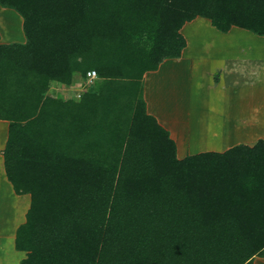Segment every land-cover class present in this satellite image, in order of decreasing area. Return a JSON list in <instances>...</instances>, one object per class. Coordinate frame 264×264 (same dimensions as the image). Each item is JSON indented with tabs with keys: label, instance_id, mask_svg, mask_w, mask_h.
<instances>
[{
	"label": "trees",
	"instance_id": "trees-1",
	"mask_svg": "<svg viewBox=\"0 0 264 264\" xmlns=\"http://www.w3.org/2000/svg\"><path fill=\"white\" fill-rule=\"evenodd\" d=\"M6 179L28 194L20 264H252L264 256V139L176 156L142 77L186 46L182 26L264 36V0H0ZM94 70L78 99L51 94Z\"/></svg>",
	"mask_w": 264,
	"mask_h": 264
},
{
	"label": "rangeland",
	"instance_id": "rangeland-1",
	"mask_svg": "<svg viewBox=\"0 0 264 264\" xmlns=\"http://www.w3.org/2000/svg\"><path fill=\"white\" fill-rule=\"evenodd\" d=\"M21 24L22 18L16 11L0 6V43L23 42ZM212 30H199L202 34L200 39L204 41L199 47L205 55L203 57L205 59L198 65L202 69L200 72L202 78L193 80L191 92V84L187 78L188 72L182 73L181 92L179 93L181 103L176 106L180 107V114L185 117L190 106L189 98H195L193 110L197 111L198 117L206 123L205 130L208 131L211 140L217 141L223 138L228 131L234 130L233 126L235 128L238 121L241 122L239 129L247 131L245 138L247 141L254 139L256 135L264 137V36L237 27H232L226 33L214 27ZM238 61L245 62L247 68L245 74L242 73L240 66L233 65ZM251 70H255L252 76L249 75L252 74ZM92 82L89 83L86 77L76 74L73 77L72 86L71 84L67 86L57 84L56 87L60 89L62 95L69 96L70 92L73 95L72 98L78 99ZM154 100L153 105L156 108L162 105L160 102L163 101L158 98ZM171 107L174 106L166 104L168 111L165 109V116L170 112L175 113L174 110H170ZM209 136L206 134L205 138ZM217 143H220V146L223 145L221 140ZM2 172L3 168L0 167V187L5 179ZM14 194L15 196L11 193L3 196L0 193V220L4 224L14 223L12 215L23 209L24 204L21 205V203H24V200H27V205L29 202L27 194H16L15 192ZM21 196L23 199H20ZM10 252L20 254L11 244L4 254L10 255Z\"/></svg>",
	"mask_w": 264,
	"mask_h": 264
},
{
	"label": "crops",
	"instance_id": "crops-1",
	"mask_svg": "<svg viewBox=\"0 0 264 264\" xmlns=\"http://www.w3.org/2000/svg\"><path fill=\"white\" fill-rule=\"evenodd\" d=\"M212 28L213 26L210 24V21L203 17H196L192 21L185 23L180 29V33L186 40V46L182 49L180 56L162 60L156 70L146 71L142 77V96L145 101L146 112L154 116L157 122L169 132V136L174 141L176 146V156L180 159L186 155L205 151L222 152L236 144H253L258 139H264L263 135L258 137L256 135L254 139L247 141V139H245L247 131L246 129H239V124L241 122L238 121L237 126L235 128L233 126L234 130L228 131L223 138L219 139L223 142V145L220 146V143H217L219 140H211L208 131L205 130L206 123L202 121V118L198 117L199 113L193 110V108H195L193 106V103L196 101L195 98H189L190 106L187 109V115L185 117L180 114V107L176 106V104L181 103V94L179 93L181 92L182 73H184V71L188 72L187 78L191 84V92L193 90V80H196V78L198 80L202 78V76H200L202 69H200L198 65L199 62L205 59L203 58L205 55L202 53L201 47H199L200 43L204 42L202 39H200L202 34L199 30L205 29L213 31ZM233 65L240 66L242 73L247 70L245 67V62L242 63L241 61H238ZM251 71L252 74H249L250 76L254 74L255 70ZM72 84L73 81L70 86H72ZM56 85V83H52L49 91L52 89L53 94L63 99L72 98L73 95H71L70 92L69 96L62 95V93L59 91L60 89L57 88ZM156 98H158L160 101H163L160 102L162 105H158L157 108L153 105V103H155L154 99ZM166 104L169 106H174L171 107L170 110H174L175 113L170 112L165 116L164 111L167 110ZM7 127L8 122L6 120H0V167L2 168V149L7 137ZM206 134L209 136V138H205ZM2 173L5 175L4 170ZM0 190V193L3 196L9 195V193L15 196L13 188L6 179V176L2 181ZM17 198H19V196ZM20 199H23V197L21 196ZM26 202L27 200H24V203H21V205H24L22 206L23 209L19 213L16 212L15 215H12V220L15 221L14 223H8V225L4 224V222L0 220V264H20L21 259L25 257V253L23 251L15 249L14 238L16 229L25 220V213L29 206V202L28 205ZM10 244L13 245V248L20 254H16V252H10V255L4 254L7 252V247L10 246ZM252 264H264V256L255 255L252 258Z\"/></svg>",
	"mask_w": 264,
	"mask_h": 264
},
{
	"label": "built area",
	"instance_id": "built-area-1",
	"mask_svg": "<svg viewBox=\"0 0 264 264\" xmlns=\"http://www.w3.org/2000/svg\"><path fill=\"white\" fill-rule=\"evenodd\" d=\"M97 77L94 70H89L86 72V80L90 83Z\"/></svg>",
	"mask_w": 264,
	"mask_h": 264
}]
</instances>
